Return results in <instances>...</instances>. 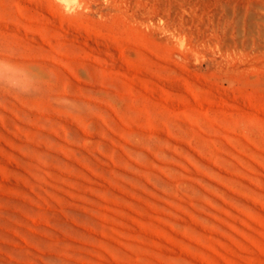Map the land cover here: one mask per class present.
I'll return each instance as SVG.
<instances>
[{
	"label": "rangeland",
	"instance_id": "374dc122",
	"mask_svg": "<svg viewBox=\"0 0 264 264\" xmlns=\"http://www.w3.org/2000/svg\"><path fill=\"white\" fill-rule=\"evenodd\" d=\"M0 264H264V0H0Z\"/></svg>",
	"mask_w": 264,
	"mask_h": 264
}]
</instances>
